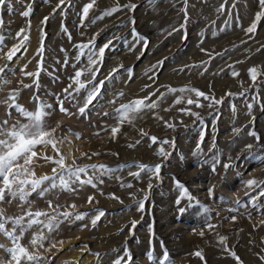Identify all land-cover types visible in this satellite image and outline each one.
Returning <instances> with one entry per match:
<instances>
[{
    "label": "rangeland",
    "instance_id": "rangeland-1",
    "mask_svg": "<svg viewBox=\"0 0 264 264\" xmlns=\"http://www.w3.org/2000/svg\"><path fill=\"white\" fill-rule=\"evenodd\" d=\"M83 261L264 264V0H0V264Z\"/></svg>",
    "mask_w": 264,
    "mask_h": 264
},
{
    "label": "bare ground",
    "instance_id": "bare-ground-1",
    "mask_svg": "<svg viewBox=\"0 0 264 264\" xmlns=\"http://www.w3.org/2000/svg\"><path fill=\"white\" fill-rule=\"evenodd\" d=\"M69 152V151H68ZM87 261V260H86ZM86 262L85 261H83V264H85Z\"/></svg>",
    "mask_w": 264,
    "mask_h": 264
}]
</instances>
